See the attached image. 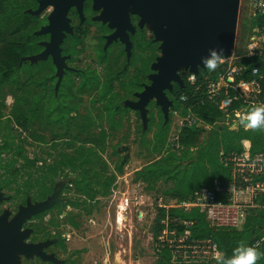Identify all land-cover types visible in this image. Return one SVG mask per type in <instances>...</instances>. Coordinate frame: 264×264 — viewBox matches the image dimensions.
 I'll return each instance as SVG.
<instances>
[{
  "label": "rangeland",
  "instance_id": "rangeland-1",
  "mask_svg": "<svg viewBox=\"0 0 264 264\" xmlns=\"http://www.w3.org/2000/svg\"><path fill=\"white\" fill-rule=\"evenodd\" d=\"M253 14V0H241L234 49L239 55L246 52L254 36ZM4 33L8 36L4 35L2 40H26V33L15 35L13 29H6ZM154 38L148 27V41H154ZM156 44V52L148 48L149 75L155 74L152 66L162 55L160 43ZM123 62L122 58L119 68ZM92 64V70L103 84L114 69L98 66L97 62ZM75 82V86L80 83ZM105 86H91L83 97L78 93L80 102L71 107V117L65 119L60 117L63 110L54 108L52 98L36 107L37 89L35 77L31 75L24 73L17 85L9 83L0 89V217L8 215L10 224L29 204L44 203L43 185L50 188L53 184L45 202L51 200L54 190L62 189V207L37 215L25 225L30 233L26 243L40 245L53 242L54 247L47 253L56 262L22 257L21 264H163L156 249L159 229L156 220L161 209L174 203L170 195L177 193L176 186L166 179L158 184H148L138 179V172L171 153H183V148H174L173 140L179 130L178 120L187 115L180 104L177 109L173 105L169 120L165 119L164 142L156 148L155 135L165 115L158 112L152 103L148 107L146 124L138 113L131 110L117 117L113 108L114 92L104 98ZM45 96L54 95L47 93ZM16 108L21 112L38 110L30 115L27 129L14 121ZM173 112L178 114V118ZM62 120H66L67 127ZM202 129L207 131V139L212 127L203 124ZM252 132L257 136L264 135V128ZM104 135L107 143L101 150L92 146L83 149L82 142L88 139L99 141ZM75 139L80 142L75 143ZM124 148L129 150L121 152ZM20 151L30 164L18 158ZM191 151L195 156L196 150ZM80 153H85V157L78 161L77 166L80 167L75 171L64 167L55 173L51 171L65 155L78 159ZM127 155L129 158L125 161ZM15 161V167H10ZM17 170L20 175L14 181ZM107 180L114 181L109 191L103 187ZM88 184L93 190L87 188ZM251 239L250 236L239 238L238 245L247 244ZM206 264H217V261Z\"/></svg>",
  "mask_w": 264,
  "mask_h": 264
},
{
  "label": "flooded vegetation",
  "instance_id": "flooded-vegetation-1",
  "mask_svg": "<svg viewBox=\"0 0 264 264\" xmlns=\"http://www.w3.org/2000/svg\"><path fill=\"white\" fill-rule=\"evenodd\" d=\"M127 25L133 29L126 30L132 44L130 57L126 43L117 36L120 34L119 29ZM0 28H28L23 32L26 34L32 30L33 37L21 42L4 38L0 49L12 45L22 48L17 75L20 77L26 73L35 77L36 107L52 98L54 108L66 109L64 114L69 118L73 109L71 107L80 102L78 93L83 97L91 86L104 88L105 85H111L116 116L121 117L127 110L141 116L140 111L131 109L128 104L139 102L138 95L151 85L152 75L148 74V22H143L134 6L122 9L120 0H0ZM122 58L124 62L119 68ZM92 62L114 69L103 84L95 70H92ZM187 73L181 74L183 79ZM75 80L80 82L77 86ZM181 89L174 84L172 91L166 92L173 104ZM47 93L54 96H45ZM152 103H155L158 112L164 114L162 107L155 101ZM149 106H146L147 115ZM54 191L51 197L58 193L57 203L47 211L63 206L60 199L62 189ZM34 217L23 225L22 232L26 231L25 225ZM50 243L44 249L47 255V250L55 245Z\"/></svg>",
  "mask_w": 264,
  "mask_h": 264
},
{
  "label": "built area",
  "instance_id": "built-area-1",
  "mask_svg": "<svg viewBox=\"0 0 264 264\" xmlns=\"http://www.w3.org/2000/svg\"><path fill=\"white\" fill-rule=\"evenodd\" d=\"M253 8V17L264 21V0H253ZM248 59H258L259 64L247 66L244 61ZM201 74L202 79L199 80ZM188 82L194 88L195 96L200 97L186 110L189 98L185 94L180 97L179 104L187 116L178 120L179 130L173 140L174 148L181 149L178 139L183 128L206 126L193 110L195 105H204L205 102L217 107L222 115L220 125H225L231 132L255 130L246 127L244 117L254 107L264 105V23L254 30V36L243 55L234 50L231 55L221 58L214 72L201 70L199 75L192 74ZM173 113L178 118V114ZM219 160L229 169L228 179L216 180L213 188L202 189L192 200H175L165 209L177 208L185 212L197 209L205 215L212 229L241 231L254 212L264 214V201L261 204L257 202L264 199V153L222 150ZM194 224L168 215L161 221L157 252L169 251L173 264L215 262V254L220 251L217 243L212 239H194L191 231ZM263 242L264 239L253 246L260 250Z\"/></svg>",
  "mask_w": 264,
  "mask_h": 264
},
{
  "label": "trees",
  "instance_id": "trees-1",
  "mask_svg": "<svg viewBox=\"0 0 264 264\" xmlns=\"http://www.w3.org/2000/svg\"><path fill=\"white\" fill-rule=\"evenodd\" d=\"M263 23L264 21L258 18L254 19L251 24L253 29H255ZM27 29L28 28H15L13 30L14 33L21 34L27 31ZM5 30L6 29L0 28V42L4 41L1 38L4 36ZM30 31L32 32V30ZM31 32L26 34V39H31L33 37ZM148 48L153 52L158 50L157 44L153 40L148 41ZM22 54L23 50L19 47V45H12L5 49H0V89L9 83L14 85L18 84L19 77L17 75V71L19 70L18 66L20 64ZM244 63L251 67L259 64V60L248 59L245 60ZM149 70L150 61H148V71ZM191 75L192 74L188 72L186 77H184L186 85L183 89L179 90L177 99L174 102L175 109L180 108L178 105L179 99L184 94L189 98V102L186 104L185 110L195 103L196 98L198 99L200 97L195 96L194 88L188 82ZM198 78L201 80L202 74ZM112 92L113 87L111 85H106L103 97L106 98ZM113 108L114 110H117L115 106ZM62 110L63 114L61 117L65 119L66 116L64 112L66 109ZM193 110L198 117L204 121L206 126L212 127V131L207 139L205 138L207 133L205 129L197 127L183 128L178 139L181 149H184L182 154L171 153L165 158L148 166L145 170L138 172V179L148 184H158L164 179L173 181L175 183L177 193L169 195L172 200H176L178 202L190 201L195 198V196L202 189L213 188L216 180H226L229 178V169L225 168L219 162V155L222 150L225 152L236 151L238 153L249 150L254 154L264 153V135L257 136L254 134L255 132L252 131L231 132L225 126H221V112H219L217 107L213 104L205 102L204 105H195ZM37 111L38 110L34 108L28 110L27 112H21L18 108H16L14 111V121L19 127L27 129L30 123V115L37 113ZM61 122H66V120H62ZM66 124L67 122L65 123V127H67ZM166 127L167 125L164 118L162 124L158 126V131L155 135L154 145L156 148L159 144L164 142L162 137H164V134L166 133ZM73 141L75 143L80 142L77 139ZM82 143L83 149L85 146H92L95 149L101 150L107 143V136H102L99 141L95 139H88ZM7 148H9V146H6V149ZM191 150H196L195 156ZM1 155L2 152L0 153V156ZM84 157L85 153H80L78 159L70 158V156L65 155L64 158H62L61 163L52 168L51 171L55 173L58 169H62L63 167L65 170L70 169L75 171L78 167H80L77 166L78 161H82ZM18 158L23 159L27 164H30V160L24 156L22 151L19 152ZM187 161H189V163L185 165ZM84 163L87 164L88 161L85 160ZM16 164L17 162L15 161L10 167L14 168ZM19 175L20 171L17 170L16 174L13 176L14 181L18 179ZM84 178L85 179L83 180H86V177ZM113 182V180H107L103 184L104 189L109 191V189L113 186ZM43 186L44 191L42 193L45 198L46 195L52 192L53 184L50 188L47 185ZM30 187L32 188L31 185ZM87 188L93 190L89 184L87 185ZM262 201H264V199H259L257 202L261 204ZM168 215L171 218L179 217L183 221L194 222L195 224L191 229L193 238L196 240L212 239L218 244L220 251L226 256L231 255L232 250L238 245L239 238L243 239L246 236H250L252 239L246 245H253L255 242L264 239V214L261 211L254 212L253 215L248 218L243 231L238 232L231 229H222L220 231L212 229L209 226L206 217L197 209H194L191 212H185L184 210L177 208H172L169 211L161 209L156 220L159 226L157 238L162 230L161 221ZM259 251L264 253V242ZM158 255L162 258L161 262L163 264H172L169 251L158 253ZM257 264H264V257L258 260Z\"/></svg>",
  "mask_w": 264,
  "mask_h": 264
},
{
  "label": "water",
  "instance_id": "water-1",
  "mask_svg": "<svg viewBox=\"0 0 264 264\" xmlns=\"http://www.w3.org/2000/svg\"><path fill=\"white\" fill-rule=\"evenodd\" d=\"M120 3L122 9L130 6L137 9L143 22H148L155 36L154 42L160 43L162 52L152 66L155 74L150 77L151 85L138 95L139 102L128 104V107L140 111L146 124V106L155 101L162 107L168 121L174 104L167 98L166 92L172 91L174 84L182 89L185 87L181 72L199 75L201 70H206L201 58L208 56L210 49L223 50V56H229L234 51L241 0H120ZM127 29L132 28L128 25L121 27L117 36L126 43L130 57L132 44L126 34ZM62 77L60 68V79ZM128 150L124 148L121 152ZM128 158L127 155L125 161ZM57 199L58 193L48 202L29 204L10 224L8 215L0 217V264H21L22 257H40L46 262H56L44 252L49 244H27L25 241L30 233L22 232V228L32 217L54 207Z\"/></svg>",
  "mask_w": 264,
  "mask_h": 264
},
{
  "label": "clouds",
  "instance_id": "clouds-1",
  "mask_svg": "<svg viewBox=\"0 0 264 264\" xmlns=\"http://www.w3.org/2000/svg\"><path fill=\"white\" fill-rule=\"evenodd\" d=\"M223 56V50L210 49L206 57L201 58V63L210 72H214ZM246 127L250 129L264 128V105L254 107L244 117ZM217 264H257L264 257L256 246L239 244L232 250L230 256L218 251L216 254Z\"/></svg>",
  "mask_w": 264,
  "mask_h": 264
},
{
  "label": "crops",
  "instance_id": "crops-1",
  "mask_svg": "<svg viewBox=\"0 0 264 264\" xmlns=\"http://www.w3.org/2000/svg\"><path fill=\"white\" fill-rule=\"evenodd\" d=\"M175 201V200H174ZM218 245V244H217ZM220 250V249H219ZM221 252V251H220Z\"/></svg>",
  "mask_w": 264,
  "mask_h": 264
},
{
  "label": "bare ground",
  "instance_id": "bare-ground-1",
  "mask_svg": "<svg viewBox=\"0 0 264 264\" xmlns=\"http://www.w3.org/2000/svg\"><path fill=\"white\" fill-rule=\"evenodd\" d=\"M123 216V215H122ZM120 218H122V217H120Z\"/></svg>",
  "mask_w": 264,
  "mask_h": 264
}]
</instances>
